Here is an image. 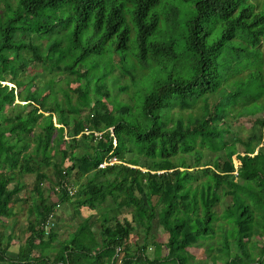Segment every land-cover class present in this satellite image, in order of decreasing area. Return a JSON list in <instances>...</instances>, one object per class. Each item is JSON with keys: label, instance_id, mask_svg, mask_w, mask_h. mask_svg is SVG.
Listing matches in <instances>:
<instances>
[{"label": "trees", "instance_id": "obj_1", "mask_svg": "<svg viewBox=\"0 0 264 264\" xmlns=\"http://www.w3.org/2000/svg\"><path fill=\"white\" fill-rule=\"evenodd\" d=\"M27 174L0 263L264 264V0H0V225Z\"/></svg>", "mask_w": 264, "mask_h": 264}, {"label": "rangeland", "instance_id": "obj_2", "mask_svg": "<svg viewBox=\"0 0 264 264\" xmlns=\"http://www.w3.org/2000/svg\"><path fill=\"white\" fill-rule=\"evenodd\" d=\"M41 69V67H37L36 65L31 66V72H35L37 70ZM252 125V118L251 117H241L238 121L235 123V127L240 129V133L242 136H247L249 134L250 127ZM83 145H87L86 141L81 142ZM242 150L243 148L240 147ZM239 159L237 155H234V162L236 164H239ZM35 176L32 174H27L23 176V180L26 182V188L21 191V196L23 198H27L26 201H20L17 204H14L15 206V215L9 218H4V222L6 224V227L4 225H0V228H4L5 232L7 234H11L13 237L12 240V246L10 249V255H15L20 247L21 244H23L29 235V231L27 230L28 226V219L30 217H33V214L31 215L29 213V208L31 207V194H32V186L34 183ZM48 182L44 183V186H48ZM52 197L54 200H57L59 198V195L57 193H52ZM221 208V207H220ZM91 212V211H90ZM89 211H87L85 208L82 211V216H78L75 214V209L69 202H64L60 207L57 209V220L58 225L56 226V229L58 230V238H66L68 237L69 233L72 232L76 225L82 220L84 215H88ZM94 216H99V213L97 211L93 212ZM159 240L166 241L168 238L167 233L160 231L159 232ZM194 252L197 255V258H203L206 255V248L202 247H195ZM149 255L153 256V248L149 249ZM5 264V263H0ZM220 264V263H219Z\"/></svg>", "mask_w": 264, "mask_h": 264}, {"label": "built area", "instance_id": "obj_3", "mask_svg": "<svg viewBox=\"0 0 264 264\" xmlns=\"http://www.w3.org/2000/svg\"><path fill=\"white\" fill-rule=\"evenodd\" d=\"M114 161H115V159H113V160H111V161H109V162H110V163H113ZM107 163H108V161H106V162H104V163H101L100 166H105ZM235 174H238V172L235 171ZM68 188L70 189V193H73V192H74V190L71 189L70 186H68Z\"/></svg>", "mask_w": 264, "mask_h": 264}]
</instances>
